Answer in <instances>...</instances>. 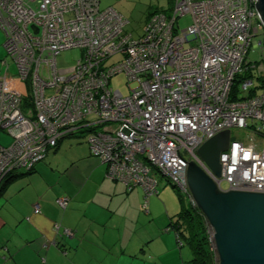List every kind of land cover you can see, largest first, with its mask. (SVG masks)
<instances>
[{
    "label": "built area",
    "instance_id": "2783aa9c",
    "mask_svg": "<svg viewBox=\"0 0 264 264\" xmlns=\"http://www.w3.org/2000/svg\"><path fill=\"white\" fill-rule=\"evenodd\" d=\"M256 3L174 0L169 13H153L135 38L126 30L128 20L113 7L101 8L100 0H0L4 46L23 85L0 79V132L14 136L12 144L0 143V186L12 173L36 166L67 135L83 132L107 177L144 190L145 208L159 193L156 173L196 206L190 161L223 191L264 193V90L255 82L264 68L247 60L252 46L264 47L254 41L264 32ZM188 14L192 23L181 29L179 19ZM73 48L82 50L81 58L59 70L57 57ZM116 55L121 58L110 62ZM119 74L127 78V94L111 85ZM233 127L250 136L233 138ZM225 130L231 142L220 155L218 177L198 149ZM68 202L59 199L62 207ZM34 212H41L39 204ZM210 242L218 259L211 226Z\"/></svg>",
    "mask_w": 264,
    "mask_h": 264
},
{
    "label": "crops",
    "instance_id": "0c3cea01",
    "mask_svg": "<svg viewBox=\"0 0 264 264\" xmlns=\"http://www.w3.org/2000/svg\"><path fill=\"white\" fill-rule=\"evenodd\" d=\"M5 39L0 28V79L10 77L13 86L22 88L11 75ZM93 162L97 170L75 190L76 196L70 197L62 216L57 201L44 197L26 195L0 208V212L8 208L0 216V264H191L192 248L189 246L190 252L186 244L180 246L174 232L167 229L178 211L173 210L175 205L168 204L167 218L156 216L155 198L151 196L145 208L141 187L129 191L123 183L107 177L102 160ZM91 180L95 187L83 197ZM36 204L41 209L38 214L34 212ZM71 205L74 208H69ZM56 224L62 235L55 231ZM64 228L73 230L74 235L63 234Z\"/></svg>",
    "mask_w": 264,
    "mask_h": 264
},
{
    "label": "rangeland",
    "instance_id": "374dc122",
    "mask_svg": "<svg viewBox=\"0 0 264 264\" xmlns=\"http://www.w3.org/2000/svg\"><path fill=\"white\" fill-rule=\"evenodd\" d=\"M173 2L174 0H101L100 6L101 8L113 7L118 10L128 20L126 30L133 33L135 38H138L141 34H143L149 16L156 11H165L169 13L173 7ZM32 6L37 9L35 2L32 3ZM179 22L181 29H185L191 25L192 17L189 14L185 15L179 19ZM254 41L264 42V32L262 31L259 35H257L254 38ZM5 52L8 56L7 63L11 68V75H13V79H18V68L16 62L8 53L6 48ZM81 56L82 50L79 48L62 51L57 57L59 70L73 68ZM120 58L121 57L119 55H116L110 59V62L118 61ZM247 60L252 65L258 64V68L260 66L264 68V47L252 46L248 52ZM8 65H5V70L8 68ZM257 72H259L258 69H255V73ZM44 76L46 78L49 77L48 70L46 69L44 70ZM263 80L264 77L259 83L260 85L264 82ZM255 82L257 83L258 81ZM111 85L121 89L124 94L129 92L127 78L124 74L115 76L111 81ZM259 89L264 90V87H259ZM50 93L52 92H49V94ZM90 118L91 120H96L97 116L95 114H91ZM249 133V131L238 127L232 128L233 138L246 139L250 136ZM13 141V135L7 133L6 131L0 132V143L2 145L8 146L12 144ZM93 159L101 161L98 157L91 155V150L85 136L81 134L78 137L65 138L59 147L56 149H50L46 158L38 163L37 170L35 172L24 174L11 183V187L7 191V196L0 199V208L7 202L14 204V201L22 199L24 196L26 197V195L29 197H39V199L44 197V199L49 202L54 201L55 203V201H57L60 205L59 216H62L64 211L62 205L59 203V199L69 198L72 195L76 196V193H74L75 190H77V188L82 186L84 183L88 182V179L93 175V172L97 170ZM16 172L21 173L25 171L19 170ZM156 174L160 180V195L152 196L158 202L154 211L156 216L167 218L168 204L171 206L175 205L173 210L177 208L179 211L181 199L179 192L173 188L171 183H169L165 177L160 175V173ZM94 187L95 185L91 180L83 192V197H87ZM222 187L227 188V183L223 182ZM10 204L8 203L7 205ZM69 208H74V206L71 205ZM7 209L8 208H4L1 210V217ZM159 221H162V219ZM185 247L186 249L189 248L188 245ZM188 250L191 252L190 248ZM191 255L193 256V252H191Z\"/></svg>",
    "mask_w": 264,
    "mask_h": 264
},
{
    "label": "water",
    "instance_id": "95a60500",
    "mask_svg": "<svg viewBox=\"0 0 264 264\" xmlns=\"http://www.w3.org/2000/svg\"><path fill=\"white\" fill-rule=\"evenodd\" d=\"M256 7L264 25V0H257ZM230 142L231 130H225L198 149L218 177L220 155ZM187 178L192 198L213 231L219 264H264V193L223 191L196 161L189 162Z\"/></svg>",
    "mask_w": 264,
    "mask_h": 264
},
{
    "label": "trees",
    "instance_id": "16d2710c",
    "mask_svg": "<svg viewBox=\"0 0 264 264\" xmlns=\"http://www.w3.org/2000/svg\"><path fill=\"white\" fill-rule=\"evenodd\" d=\"M156 12H158V11H156ZM245 75L246 74L241 75L239 77L244 78ZM247 75L252 76V74L250 72L247 73ZM262 78L263 77H261V76L255 78V80L258 81L257 84L261 82ZM239 85H240V79H237L233 85V87H234V98L236 97L237 91L240 87ZM258 86H261V87L264 86V82H262L261 85L258 84ZM81 134L83 136H85V138H86V133H83V132L77 133V134L76 133L70 134V135H67L66 137H64L63 139H61L59 141V143L53 148L56 149L57 147H59L65 138L76 137V136L78 137ZM49 151H48V153H49ZM24 171L25 172H21V173L14 172L5 180V182L0 186V198L2 196H7V195H5V190H6V188L10 182H12L16 178H18L24 174L35 172L36 166H34L30 170H24ZM136 187H139V186H136ZM136 187H134L133 189H135ZM158 188H159V186H158ZM174 189H176V188L174 187ZM179 196H180L181 205H182L181 210L178 211L174 215V217L171 218L170 223L167 226V229L174 232V234L176 235V237L178 239V243L180 246L186 244L192 248L193 253H194V257L190 260L191 264H219L217 256L211 248L210 225H209L208 220L206 219L204 213L197 206L192 204L189 196H187L186 194H182L180 192H179ZM70 199L71 198L69 197V201H70ZM68 204H69V202H68ZM66 207H64V208H66ZM59 227H60V225H59ZM64 229H63V234H65ZM55 231H57L58 233H60L62 235V233L60 232V228H59V230H56V227H55ZM67 236H69V235H67Z\"/></svg>",
    "mask_w": 264,
    "mask_h": 264
}]
</instances>
